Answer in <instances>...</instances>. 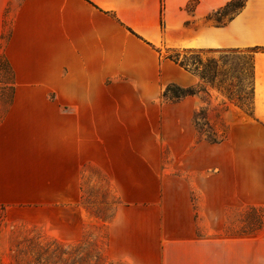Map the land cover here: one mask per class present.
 <instances>
[{
    "label": "crops",
    "instance_id": "1",
    "mask_svg": "<svg viewBox=\"0 0 264 264\" xmlns=\"http://www.w3.org/2000/svg\"><path fill=\"white\" fill-rule=\"evenodd\" d=\"M230 1L0 0V60L13 79L12 96L0 97V264L10 250L4 223L76 239L86 184L115 201L112 259L264 264V242L220 234L226 210L264 207V0H246L222 24L207 18ZM164 48L257 49L251 110L225 109L235 129L216 143L197 139L199 97L160 98L169 84L197 82L160 57Z\"/></svg>",
    "mask_w": 264,
    "mask_h": 264
},
{
    "label": "rangeland",
    "instance_id": "2",
    "mask_svg": "<svg viewBox=\"0 0 264 264\" xmlns=\"http://www.w3.org/2000/svg\"><path fill=\"white\" fill-rule=\"evenodd\" d=\"M194 8L190 3L189 10ZM235 9L228 8L221 13H212L207 18L217 24L226 22ZM161 58L167 55L179 54L189 67L195 69L197 61L198 73H203L194 84L195 96L199 97L204 106L196 111L197 139L210 137L209 124L206 118L213 120L217 131L215 139L224 135L223 131L235 129L224 120L225 109H239L245 113L251 110V77L250 58L248 54L232 55L230 53L184 51L175 49H158ZM217 61V75L211 78L210 61ZM8 72H0V97L12 96L11 80ZM215 104V105H214ZM214 110L212 114L211 111ZM213 115V117H212ZM208 125V126H207ZM230 143L243 145V139L235 134L230 137ZM83 195L76 202L79 213L75 215L79 236L74 240L57 238L50 232L47 224L11 223L6 227L10 230V250L4 254L5 264H128L121 260L110 258L106 253V224L111 220L115 201L105 186L80 187ZM66 204V203H64ZM60 204V220H64L66 209ZM225 224V225H224ZM220 234L245 235L264 242V207H244L225 211V221Z\"/></svg>",
    "mask_w": 264,
    "mask_h": 264
},
{
    "label": "trees",
    "instance_id": "3",
    "mask_svg": "<svg viewBox=\"0 0 264 264\" xmlns=\"http://www.w3.org/2000/svg\"><path fill=\"white\" fill-rule=\"evenodd\" d=\"M245 1L246 0H232V1L228 2L222 8L218 9L215 12V14L221 13L224 10L233 7L235 9V11L232 14V16L230 17V18H232L237 12H239L243 8V6L245 4ZM188 6H189V4H187L184 7V10H186L187 12L192 11V10L188 9ZM184 51L188 52V51H191V50H184ZM256 51H257V49H251V50H247L245 52L236 51V50L219 51V52H223V53H225V52L226 53H230L232 55H240V56L241 55L245 56V54L249 55L250 63H251V66H250L251 90H252V86H253V53L256 52ZM164 59L171 61L172 63H174L175 65H177L178 67H180L181 69L186 71L187 73L193 75L194 77H199L201 80L204 79L203 78V73L202 74L198 73V65L201 66L200 60H198L196 62L197 65H194L195 69L190 70L189 67L184 63V61H182V59L180 58L179 54L167 55ZM210 64H211L210 67H212L211 70H210L211 71V78H212V77H215L217 75V72H216L217 61L212 59L210 61ZM2 69H5L8 72V75H10L8 77L10 78V80H11L10 82L12 83L13 82L12 75L9 74L8 68H7L5 62L3 61V59L0 60V72H1ZM195 88L196 87H194V85L184 88V87H180V86H178L176 84H169L162 91L160 98L164 102L166 101V102H170V103H176V102L180 101L183 98H186V97H189V96H195L197 93H199L197 90L195 91ZM12 92H13V90H12ZM252 93H253V90L251 92V97H252ZM251 103H252V98H251ZM194 123H195V126L197 128V123L195 121V117H194ZM208 128L210 130V127H208ZM210 135H212L211 134V130H210ZM205 140L208 141L209 143H216L218 141L215 138H213L212 136H210V137L206 136Z\"/></svg>",
    "mask_w": 264,
    "mask_h": 264
}]
</instances>
